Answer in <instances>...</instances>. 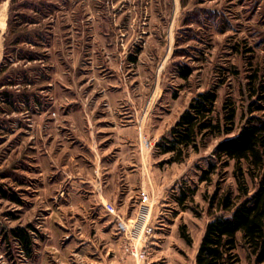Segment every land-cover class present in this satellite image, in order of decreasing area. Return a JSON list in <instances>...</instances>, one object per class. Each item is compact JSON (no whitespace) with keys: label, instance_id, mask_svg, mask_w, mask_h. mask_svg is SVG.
Instances as JSON below:
<instances>
[{"label":"rangeland","instance_id":"obj_1","mask_svg":"<svg viewBox=\"0 0 264 264\" xmlns=\"http://www.w3.org/2000/svg\"><path fill=\"white\" fill-rule=\"evenodd\" d=\"M254 74L264 85V0H0V185L22 200L0 196V264H195L223 213L209 199L238 194L233 160L200 177L249 116ZM209 89L234 130L165 162L157 141ZM29 225L32 257L6 238ZM238 253L253 264L241 237Z\"/></svg>","mask_w":264,"mask_h":264},{"label":"trees","instance_id":"obj_2","mask_svg":"<svg viewBox=\"0 0 264 264\" xmlns=\"http://www.w3.org/2000/svg\"><path fill=\"white\" fill-rule=\"evenodd\" d=\"M14 1V0H12ZM191 74L189 67L181 70L183 78ZM250 95L256 100L249 107V116L239 131L222 139L216 146L214 159L202 171L201 181H210L219 168L235 162V177L238 194L215 192L209 199L211 207L223 213L214 216L206 225L195 264H242L238 253L239 237L253 264H264V85L256 84L258 76H250ZM5 90L2 97L11 101V94ZM218 94L215 89L205 90L194 96L168 133L156 143L160 154H168L165 162H181L190 150L199 152L210 136L230 133L234 130L236 108L225 106L224 113L216 112ZM243 164H246L244 168ZM246 172L257 179L253 190L249 189ZM194 190L182 188L180 203H185ZM0 196L21 203L15 192L4 190L0 185ZM33 227L16 226L6 231V238L15 242L29 257L33 256L35 240ZM182 236L190 242L189 235L182 230Z\"/></svg>","mask_w":264,"mask_h":264},{"label":"crops","instance_id":"obj_3","mask_svg":"<svg viewBox=\"0 0 264 264\" xmlns=\"http://www.w3.org/2000/svg\"><path fill=\"white\" fill-rule=\"evenodd\" d=\"M90 180L92 181L91 183L92 184H95L94 186L96 187V194H95L96 201H95V205H96V203H100V202H102L104 204V202L108 201L107 199H110V198L109 197L106 198L104 196V192L105 191H103L104 189L102 188V186L99 183L96 184V181L94 183L93 179H90ZM109 202H111V201H109ZM103 207H104V205H103ZM96 208L97 209L99 208V210L102 213L105 212V211H103L105 209H103V208L100 209V206L99 205H96ZM114 219H115L114 216L110 215L109 213L107 214V216H103L102 214H98L95 217H91V219L89 220L90 221L89 222V225L91 224V222L94 223V224H96V225H100L101 222L103 221V222H105V225L107 226L110 223V221H113Z\"/></svg>","mask_w":264,"mask_h":264},{"label":"built area","instance_id":"obj_4","mask_svg":"<svg viewBox=\"0 0 264 264\" xmlns=\"http://www.w3.org/2000/svg\"><path fill=\"white\" fill-rule=\"evenodd\" d=\"M121 224H123V223H121ZM150 231H151V229H150ZM133 252V251H132ZM134 253V252H133ZM139 255L140 256H144V253H139Z\"/></svg>","mask_w":264,"mask_h":264}]
</instances>
